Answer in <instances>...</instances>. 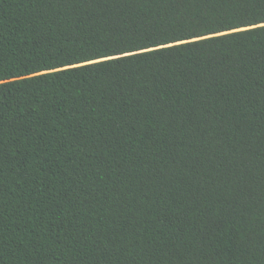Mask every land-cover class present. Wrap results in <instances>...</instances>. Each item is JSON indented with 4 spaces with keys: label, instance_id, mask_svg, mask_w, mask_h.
<instances>
[{
    "label": "trees",
    "instance_id": "1",
    "mask_svg": "<svg viewBox=\"0 0 264 264\" xmlns=\"http://www.w3.org/2000/svg\"><path fill=\"white\" fill-rule=\"evenodd\" d=\"M0 264H264V0H0Z\"/></svg>",
    "mask_w": 264,
    "mask_h": 264
}]
</instances>
